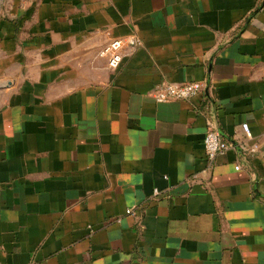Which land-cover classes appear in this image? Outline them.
Returning <instances> with one entry per match:
<instances>
[{"label":"crops","instance_id":"0c3cea01","mask_svg":"<svg viewBox=\"0 0 264 264\" xmlns=\"http://www.w3.org/2000/svg\"><path fill=\"white\" fill-rule=\"evenodd\" d=\"M0 264H264V0H0Z\"/></svg>","mask_w":264,"mask_h":264},{"label":"built area","instance_id":"2783aa9c","mask_svg":"<svg viewBox=\"0 0 264 264\" xmlns=\"http://www.w3.org/2000/svg\"><path fill=\"white\" fill-rule=\"evenodd\" d=\"M141 43L136 38L116 39L111 41L101 52L102 56L108 58L109 68L116 70L120 67L124 56L138 47ZM205 88L203 83L190 82L185 84L162 83L153 92L152 96L158 103H167L171 101L190 100L196 97ZM246 139H252L251 130L248 124H243ZM238 148L247 151L249 154H255L258 151L257 145L247 147L246 143L232 145L225 141L220 132L214 127H210L204 139V149L209 161H214L218 156L224 155L231 149ZM237 170L240 167L236 168ZM155 196L159 195V191L155 190ZM127 214L136 215L134 209H128Z\"/></svg>","mask_w":264,"mask_h":264}]
</instances>
